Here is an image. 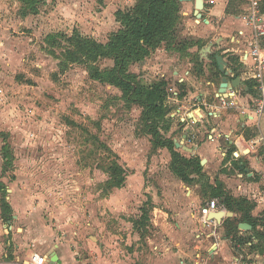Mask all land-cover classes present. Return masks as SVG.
<instances>
[{"label": "rangeland", "instance_id": "374dc122", "mask_svg": "<svg viewBox=\"0 0 264 264\" xmlns=\"http://www.w3.org/2000/svg\"><path fill=\"white\" fill-rule=\"evenodd\" d=\"M37 1L34 13L26 0H0V207L11 204L16 213L33 214L59 235H72L79 223L89 230L85 236L108 238L111 231L123 235L134 230L131 243L123 241L120 247L129 250L139 238L145 245L158 220L168 219L164 213L171 212L175 199L186 198L185 185L202 182L195 167L187 168L189 180L181 182L171 170L169 153L157 151L160 145L153 134L166 139L157 129L162 123L164 130H181L180 118L171 122L166 116L179 111V100L188 93L183 80L172 75L173 65L166 76L155 65L170 56L184 68L191 62L200 74L208 41L203 24L209 18L204 10L196 18L193 1L180 2L170 31L158 37L149 58L129 67L136 84L158 87L155 97L165 116L157 120L146 109V92L141 105L127 101L120 89L92 80L85 64H68L62 70L63 49L46 43L50 35L78 32L107 44L120 30L118 11L130 10L135 0ZM98 65L108 70L115 64L105 59ZM112 155L126 174L123 188L114 192L107 184ZM209 192L206 184L196 190L197 195L205 193V200L220 201ZM9 225L0 221V240L11 259Z\"/></svg>", "mask_w": 264, "mask_h": 264}, {"label": "crops", "instance_id": "0c3cea01", "mask_svg": "<svg viewBox=\"0 0 264 264\" xmlns=\"http://www.w3.org/2000/svg\"><path fill=\"white\" fill-rule=\"evenodd\" d=\"M248 7L244 0L206 2L204 12L209 21L203 29L208 38L206 47L213 46L207 56L202 52L205 63L200 74L191 62L184 68L174 64L176 60L170 56L155 65L162 76L173 65L172 75L183 80L188 93L179 100L180 116H166L171 122L180 118L181 130L176 133L172 126L164 130L162 123L159 131L182 157L200 162L198 176L202 182L193 180L194 186L185 185L186 198L175 199L171 214L164 213L168 219L160 216L153 235L146 236V244L139 238L129 250L123 249L120 245L123 241L131 243L134 230L123 235L111 231L108 238L103 234L85 236L89 230L79 223L72 235H59L35 215L27 216L21 210L16 213L11 204H5L0 207V221L9 223L12 230L8 243L12 258L4 253L0 240V264H27L32 254L45 257L46 264H237L240 258L246 264H264V114L259 116L253 104L257 88L253 61L247 56L252 31L240 15ZM217 56L227 64L229 81L239 80L236 89L229 84L228 91L220 93L225 75ZM179 144L192 152L178 148ZM159 147L157 151L172 157L168 148ZM203 184L210 190V198L220 200L217 214H225L210 228L198 219L201 206L209 201L205 193L196 194ZM237 204L250 206L249 213L232 211L231 206ZM5 215L8 218L4 219Z\"/></svg>", "mask_w": 264, "mask_h": 264}, {"label": "trees", "instance_id": "16d2710c", "mask_svg": "<svg viewBox=\"0 0 264 264\" xmlns=\"http://www.w3.org/2000/svg\"><path fill=\"white\" fill-rule=\"evenodd\" d=\"M26 1L28 2L27 9L31 12L36 13L39 10L37 0ZM135 2V6L130 10L118 11L117 19L121 27L117 33L112 34L107 44L86 38L78 32H74L72 36L65 33L57 36L50 35L46 43L63 49L61 52L62 70H65L68 64L79 62L85 64L92 80L120 89L127 101L138 102L141 105L144 103L142 91L146 92L148 101L146 109H152L153 114L159 120V117L162 116V119L165 114L162 113L163 108L158 104V98L155 97L158 87L146 89V87L136 84L134 75L129 73V67L133 64H143L157 46L158 37L170 31L169 23L174 13L179 10L180 0H135ZM105 59L114 61L115 65L112 69L102 70L99 67V62ZM157 129L159 130V127ZM153 139L156 145L168 148L172 156L171 169L183 180H189L186 177L187 168L195 167L197 174L200 173V162L196 159L188 160L182 157L175 151L172 141L163 140L158 133L153 134ZM101 145L110 152L105 144L101 143ZM109 161L107 172L110 173V176L107 184L109 190L114 192L123 187L126 174L116 156ZM250 208V206L244 207L241 204L231 206L232 211H242L245 214L249 213Z\"/></svg>", "mask_w": 264, "mask_h": 264}, {"label": "built area", "instance_id": "2783aa9c", "mask_svg": "<svg viewBox=\"0 0 264 264\" xmlns=\"http://www.w3.org/2000/svg\"><path fill=\"white\" fill-rule=\"evenodd\" d=\"M248 4V10L241 16L242 20L252 31V39L249 44L247 56L253 61V80L256 82L257 97L254 99L256 113L264 114V10L263 0H244ZM235 93L233 92V95ZM219 202L216 199L209 200L199 210V222L207 228L216 226V220H211L213 214L219 211ZM241 260L237 264H246ZM46 258L32 254L27 264H46Z\"/></svg>", "mask_w": 264, "mask_h": 264}, {"label": "water", "instance_id": "95a60500", "mask_svg": "<svg viewBox=\"0 0 264 264\" xmlns=\"http://www.w3.org/2000/svg\"><path fill=\"white\" fill-rule=\"evenodd\" d=\"M192 1L195 4V12H194V14H195L196 18L201 19L202 18V11L204 10L205 4H206V2L208 0H180V2H192ZM212 46H213V44H210L204 51L207 52V53H210V50H211ZM217 64H218V67H219L221 73H223L225 75V77L222 79L220 93H226L228 91L229 84L232 87V89H236L237 86H238L237 82H239V80L237 79L236 82H230L229 81V79L227 78L228 72L225 69L227 64L224 62L222 57L217 56ZM177 147L181 148L182 146L179 144V145H177ZM182 148L184 150L192 152V150L190 148H187V147H182ZM224 215L225 214H213L210 217V219L220 222L222 220V218L224 217ZM243 228H245V227H243Z\"/></svg>", "mask_w": 264, "mask_h": 264}]
</instances>
